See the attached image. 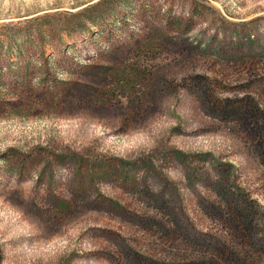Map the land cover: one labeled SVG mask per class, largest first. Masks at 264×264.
<instances>
[{
  "label": "rangeland",
  "instance_id": "obj_1",
  "mask_svg": "<svg viewBox=\"0 0 264 264\" xmlns=\"http://www.w3.org/2000/svg\"><path fill=\"white\" fill-rule=\"evenodd\" d=\"M0 264H264V0H0Z\"/></svg>",
  "mask_w": 264,
  "mask_h": 264
},
{
  "label": "trees",
  "instance_id": "obj_2",
  "mask_svg": "<svg viewBox=\"0 0 264 264\" xmlns=\"http://www.w3.org/2000/svg\"><path fill=\"white\" fill-rule=\"evenodd\" d=\"M90 22H93V19H90ZM176 23H178V21H176ZM80 28H81L80 30L83 29V27H80Z\"/></svg>",
  "mask_w": 264,
  "mask_h": 264
}]
</instances>
